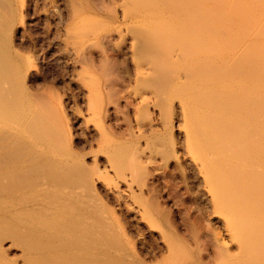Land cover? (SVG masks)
<instances>
[{
  "label": "bare ground",
  "instance_id": "bare-ground-1",
  "mask_svg": "<svg viewBox=\"0 0 264 264\" xmlns=\"http://www.w3.org/2000/svg\"><path fill=\"white\" fill-rule=\"evenodd\" d=\"M101 1L71 0L59 38L95 131L84 150L52 102L26 87L33 63L12 34L23 9L0 0V264L14 262L10 249L19 264H146L98 184L151 224L165 249L157 264H264V0ZM115 71L127 77L125 112L107 97ZM120 113L121 132L123 119L117 130L103 124ZM182 162L218 224L203 240L197 226L188 238L175 232L145 198Z\"/></svg>",
  "mask_w": 264,
  "mask_h": 264
},
{
  "label": "rangeland",
  "instance_id": "rangeland-1",
  "mask_svg": "<svg viewBox=\"0 0 264 264\" xmlns=\"http://www.w3.org/2000/svg\"><path fill=\"white\" fill-rule=\"evenodd\" d=\"M106 1H104L106 4L110 2ZM18 2L22 7L20 9L23 10L18 16L20 18L14 23L13 43L19 52L33 63L31 70L26 73L25 85L35 99L38 101H47L48 99L61 113L64 122L66 120L65 125L69 130L68 133L70 132L71 143L73 142L74 144H72L78 149H88L95 131L92 129V124L89 125L90 128L85 127L84 120L87 119L85 91L81 88L80 81L77 80L78 66L59 45L62 27L70 15L71 0H18ZM257 23L264 25V16ZM94 52L92 55L86 52L84 55L86 58H83L87 59L86 61L94 57L97 59L98 56L95 55H98L99 52ZM123 72L115 71L110 77L108 85L111 91L108 94L110 92L111 94L107 97L111 96L112 100L110 101H113L112 103L115 105L118 103L116 106L120 109L123 107L124 110H121L125 112L123 81H126L127 77ZM110 85L113 86V89ZM121 115L123 116L120 113L117 117L124 121V117ZM117 117L108 116L109 119L105 117L107 119L103 120V124L110 123L109 125L115 126L116 128L113 129L117 130V126L123 122L119 120L118 123ZM129 118L132 119L131 114ZM124 122L117 132H121L122 128L125 129L126 120ZM173 137L176 142L181 141L177 131L174 132ZM182 163L181 169L170 164L162 174L157 175L150 190L145 191V198L156 203L161 210L165 211V214L170 218L171 228L175 232L177 231L181 236L184 235L188 238L190 233L186 226H197L196 229L202 232H199V236L203 240L205 239L204 229L209 227L216 230L218 224L216 219L210 216L209 204L204 200L203 191L197 187V182L191 171L188 170V165L186 166L185 162ZM96 192L100 200L105 205L107 204L106 206L111 212L110 215L112 214L111 217L116 222H114L116 227L119 228L118 231L123 235L122 238H125L123 240L127 247L130 246L131 251L143 263L157 264L160 262L163 253L165 255V249L161 245L156 231L149 228L151 224L148 225L146 220L135 217L127 209L126 205L131 204V199L126 200V202L129 201L127 204L122 202L126 205L117 204L99 184L96 187ZM155 222L158 224L157 221ZM8 257L14 261L12 264L20 263L18 250L10 249Z\"/></svg>",
  "mask_w": 264,
  "mask_h": 264
}]
</instances>
